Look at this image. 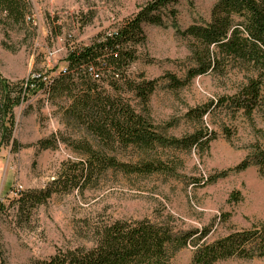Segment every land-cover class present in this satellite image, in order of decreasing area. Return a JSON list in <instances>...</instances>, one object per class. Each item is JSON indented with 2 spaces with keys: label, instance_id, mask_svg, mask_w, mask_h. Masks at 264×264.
<instances>
[{
  "label": "rangeland",
  "instance_id": "1",
  "mask_svg": "<svg viewBox=\"0 0 264 264\" xmlns=\"http://www.w3.org/2000/svg\"><path fill=\"white\" fill-rule=\"evenodd\" d=\"M33 31H7L0 25V78L10 83L33 75L55 77L66 67L69 49L90 45L113 32L151 0H30ZM218 0H180L176 27L181 31L209 22ZM146 40L137 48V61L129 74L138 80L155 81L147 104L151 122L163 134L183 138L194 126L189 110L217 104L231 97L245 77L227 68L223 75L209 74L171 90L167 77L184 81L190 53L176 28L145 26ZM6 34L8 36H6ZM263 106L251 119L214 110L203 127L216 139L201 151H166L163 162L175 168L173 175H125L109 171L99 182L83 190L54 193L30 214L19 213L21 193L44 191L60 169L80 157L67 144L39 150L37 143L58 136L78 140L82 133L63 122L62 101L41 92H30L13 110L11 141L1 139L0 123V249L5 264H30L49 259L58 250L93 246V228L116 220L168 222L181 231H206V240L250 230L264 222V175L257 167L234 172L252 152L264 132ZM137 102L133 105L136 106ZM227 133H229L227 135ZM136 165L135 152L118 156ZM168 264H195L191 247L179 249ZM216 264H264V258L229 259Z\"/></svg>",
  "mask_w": 264,
  "mask_h": 264
},
{
  "label": "trees",
  "instance_id": "2",
  "mask_svg": "<svg viewBox=\"0 0 264 264\" xmlns=\"http://www.w3.org/2000/svg\"><path fill=\"white\" fill-rule=\"evenodd\" d=\"M179 1L151 0L113 32L99 36L88 46L69 49L64 59L66 67L55 77L38 74L17 83L0 78V123L7 121L10 126L1 128L5 142L11 141L14 108L36 91L64 102V124L82 133L78 140L64 139L59 134L37 143L39 150L65 143L80 157V162L63 166L49 189L21 193L16 200L19 213L30 214L54 193L91 187L109 171L137 176L173 175L175 168L163 162L164 152L204 151L216 139L212 131L203 127L205 116L224 110L226 114L251 119L261 110L264 0H218L211 9L209 22L183 31L176 27L175 7ZM167 24L176 28L190 53L185 80L167 77L171 90L180 89L196 77L223 75L228 67L245 74L233 96L189 110L185 118L194 130L180 139L167 137L149 119L146 107L156 82L134 79L129 74L138 59L137 48L146 40L143 28ZM0 25L11 32L33 31L31 1L0 0ZM259 135L251 154L234 172L255 166L264 175V132ZM127 152L137 153L140 162H120L118 156ZM4 210L0 204V213ZM92 233L91 248L58 250L49 259L30 264H168L179 249L186 247H191L195 264L264 258V222L212 242L206 240L205 230L181 231L168 222L147 219L102 223ZM0 264H5L1 249Z\"/></svg>",
  "mask_w": 264,
  "mask_h": 264
}]
</instances>
